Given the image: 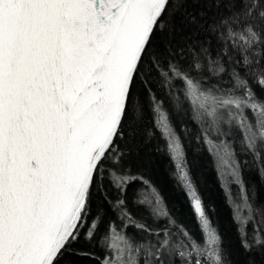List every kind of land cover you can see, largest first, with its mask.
<instances>
[{
  "label": "snow or ice",
  "instance_id": "obj_1",
  "mask_svg": "<svg viewBox=\"0 0 264 264\" xmlns=\"http://www.w3.org/2000/svg\"><path fill=\"white\" fill-rule=\"evenodd\" d=\"M189 4L0 0V264H232L191 174L193 141L247 264H264L245 179L264 183V0ZM189 24L215 39V80L189 58ZM149 153L168 158L198 237Z\"/></svg>",
  "mask_w": 264,
  "mask_h": 264
},
{
  "label": "trees",
  "instance_id": "obj_2",
  "mask_svg": "<svg viewBox=\"0 0 264 264\" xmlns=\"http://www.w3.org/2000/svg\"><path fill=\"white\" fill-rule=\"evenodd\" d=\"M198 2L201 7H207L208 0H198ZM196 3L197 0H190V8L195 7ZM187 32L190 34L193 49L189 58L193 59L194 62L199 60L204 65V75L210 80H215L216 77L211 76L207 71L208 60L215 59L217 55L215 39H212L210 44L208 43V38L211 34L204 27L197 28L195 25L189 24ZM177 39L180 38L177 37ZM205 48L208 49V52L202 51ZM209 52L211 56H209ZM185 143L187 144L188 141H185ZM148 156L150 158L149 171L158 182L169 207L181 217H189V227L198 237L196 221L194 217H191L188 203L183 193L178 187H174V182L170 179L172 170L169 167V162L166 161L165 156L155 153H149ZM187 159L191 174L203 194L205 203L212 209V220L218 226L225 252L230 254L232 264H247L248 258L240 248L236 225L233 223L231 204L225 199L221 183L212 170L207 155L202 153L193 141L191 147L187 149ZM245 179L249 184L248 195L252 199L253 204L264 210V183L259 181L255 174L246 173ZM233 192L235 193V189H233Z\"/></svg>",
  "mask_w": 264,
  "mask_h": 264
},
{
  "label": "rangeland",
  "instance_id": "obj_3",
  "mask_svg": "<svg viewBox=\"0 0 264 264\" xmlns=\"http://www.w3.org/2000/svg\"><path fill=\"white\" fill-rule=\"evenodd\" d=\"M205 155H207L206 153H205ZM207 157H208V160H209V162H210V164H211V167H212V170L214 171V173H215V175L217 176V172L214 170V167H213V163H212V161H211V159H210V157L207 155ZM166 158V161H168V158L167 157H165ZM169 162V161H168ZM218 177V176H217ZM171 181H173L172 179H171ZM174 182V181H173ZM221 185V184H220ZM222 188V187H221Z\"/></svg>",
  "mask_w": 264,
  "mask_h": 264
}]
</instances>
